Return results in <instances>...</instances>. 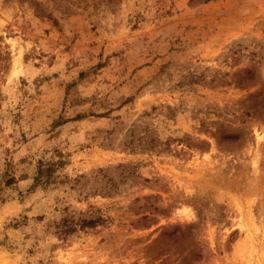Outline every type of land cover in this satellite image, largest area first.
Wrapping results in <instances>:
<instances>
[{"label": "rangeland", "instance_id": "obj_1", "mask_svg": "<svg viewBox=\"0 0 264 264\" xmlns=\"http://www.w3.org/2000/svg\"><path fill=\"white\" fill-rule=\"evenodd\" d=\"M0 264H264V0H0Z\"/></svg>", "mask_w": 264, "mask_h": 264}]
</instances>
